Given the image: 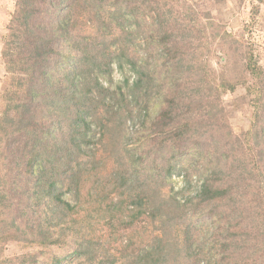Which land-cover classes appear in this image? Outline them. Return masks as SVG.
Here are the masks:
<instances>
[{
    "label": "rangeland",
    "instance_id": "obj_1",
    "mask_svg": "<svg viewBox=\"0 0 264 264\" xmlns=\"http://www.w3.org/2000/svg\"><path fill=\"white\" fill-rule=\"evenodd\" d=\"M98 1L107 16L124 4V0ZM132 3L136 9L126 10L122 27L112 25L109 30L102 25L94 36L112 37L114 50L125 44L137 66L143 69L137 73L129 62L123 59L119 64L115 58L109 73L98 71V83L109 89L104 101L111 112L106 116L105 107L99 106L103 113L98 114L104 116L103 120L91 119L89 146L94 147L95 153L93 162L87 165L91 170L82 182L78 198L64 194L77 208L74 217L89 225L84 234L90 237L93 248L79 255L73 254L76 246L72 243L42 246L10 241L0 247V264H17L8 258L28 252L34 254L37 264H51L52 258L59 257L60 264H99L104 259L101 264H109L110 260L113 264L142 262L139 257L151 248L161 232L149 217V210L143 213L142 207L129 201V184L125 187L116 179V171L124 173L122 180L128 173L122 165L119 168V154L115 161V152L106 145L110 132L117 140L122 139L129 151L135 148L142 154L151 176L158 178L163 169L172 165L171 175L163 180L149 179V187L181 203L193 197L205 179L221 186L244 176L245 189L255 185L244 136L251 127L253 107L245 91L251 79L244 73L243 56L251 50L264 68V0ZM15 4L16 0H0V111L1 97H9L5 89L10 75L2 51ZM83 26L92 31L96 19L89 27ZM116 34L118 39H114ZM142 72L143 85L151 82V90H142L141 101L130 102L128 88ZM165 100H170L167 105L178 107L182 120L191 125L181 138L172 135L171 128L149 126ZM145 107L149 113L146 120L138 117ZM98 122L107 124L109 129L101 141ZM185 170L191 172L188 181ZM4 211L0 208V222ZM186 216L185 222L175 229L180 245L168 247L162 258L164 264H264L263 199L253 201L249 196L201 204ZM186 227L190 228L189 233L183 235ZM186 248L188 255L184 254Z\"/></svg>",
    "mask_w": 264,
    "mask_h": 264
},
{
    "label": "trees",
    "instance_id": "obj_2",
    "mask_svg": "<svg viewBox=\"0 0 264 264\" xmlns=\"http://www.w3.org/2000/svg\"><path fill=\"white\" fill-rule=\"evenodd\" d=\"M133 5L132 0H124L109 18L98 0H16L2 51L10 77L5 89L9 97H1L0 111V208L5 209L0 222V247L10 241L42 246L72 243L76 246L73 254L79 255L93 248L90 237L84 234V228L89 225L81 224L74 217L77 208L64 194L71 193L78 198L82 182L91 170L87 165L93 162L95 153L94 147L89 146L91 119L103 120L104 116L99 115L103 109L99 106L105 107L106 116L111 112L104 101L109 89L98 83V71L109 73L115 58L119 64L123 59L129 62L137 73L143 69L137 66V60L130 56L125 44L114 50L112 37L94 36L102 25L109 30L112 25L122 27L127 9H136ZM94 19L96 28L89 32L83 25L89 27ZM243 62L244 73L251 79L245 91L250 97L253 116L244 136L255 185L245 189L244 176L233 180V184L221 186L205 179L197 193L181 203L149 187V179L163 180L171 175L172 165L163 169L158 178L151 176L142 154L135 148L129 151L122 139L117 140L109 133L111 137L107 138L106 145L115 152L113 156L119 168L122 165L128 173L122 180L124 173L116 171V179L125 187L129 184V201L142 207L143 213L149 210V217L161 232L151 248L139 257L140 264H161L168 247L180 245L175 229L185 222L190 209L249 196L253 201L264 200V68L254 59L251 50L244 52ZM143 76L142 72L128 88L130 102L141 101L142 90L145 93L151 90L148 86L151 82L143 85ZM241 82L245 84V80ZM92 87H96L95 92ZM165 101L149 126L171 128L172 135L181 138L191 125L182 120L183 113L178 112V107L167 105L170 100ZM148 114L145 107L138 112V117L146 120ZM98 123L101 141L109 129L107 124ZM116 154H119L117 160ZM122 159L125 160L122 162ZM190 177L191 172L186 171V180ZM189 230L186 227L183 235ZM70 238H73L71 242ZM61 259L52 258L51 264H60ZM8 261L37 264L34 254L29 252ZM113 263L110 260L109 264Z\"/></svg>",
    "mask_w": 264,
    "mask_h": 264
},
{
    "label": "built area",
    "instance_id": "obj_3",
    "mask_svg": "<svg viewBox=\"0 0 264 264\" xmlns=\"http://www.w3.org/2000/svg\"><path fill=\"white\" fill-rule=\"evenodd\" d=\"M174 176V174L172 175V177ZM181 178H182V175H181Z\"/></svg>",
    "mask_w": 264,
    "mask_h": 264
}]
</instances>
